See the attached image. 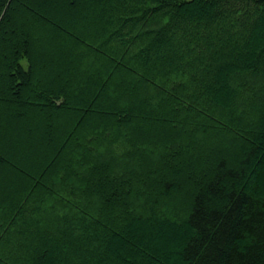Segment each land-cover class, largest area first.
Listing matches in <instances>:
<instances>
[{
    "label": "trees",
    "instance_id": "obj_1",
    "mask_svg": "<svg viewBox=\"0 0 264 264\" xmlns=\"http://www.w3.org/2000/svg\"><path fill=\"white\" fill-rule=\"evenodd\" d=\"M0 264H264V0H0Z\"/></svg>",
    "mask_w": 264,
    "mask_h": 264
},
{
    "label": "rangeland",
    "instance_id": "obj_2",
    "mask_svg": "<svg viewBox=\"0 0 264 264\" xmlns=\"http://www.w3.org/2000/svg\"><path fill=\"white\" fill-rule=\"evenodd\" d=\"M215 140V142H216V139H214ZM217 143V142H216ZM205 148V147H204ZM208 148H206V149H204V152H206V150H207Z\"/></svg>",
    "mask_w": 264,
    "mask_h": 264
}]
</instances>
